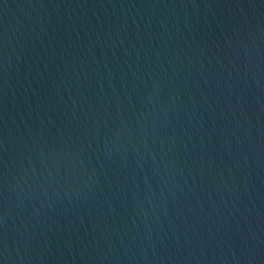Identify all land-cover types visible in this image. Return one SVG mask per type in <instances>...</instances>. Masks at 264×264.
I'll list each match as a JSON object with an SVG mask.
<instances>
[{
  "label": "water",
  "instance_id": "obj_1",
  "mask_svg": "<svg viewBox=\"0 0 264 264\" xmlns=\"http://www.w3.org/2000/svg\"><path fill=\"white\" fill-rule=\"evenodd\" d=\"M0 264H264V0H0Z\"/></svg>",
  "mask_w": 264,
  "mask_h": 264
}]
</instances>
